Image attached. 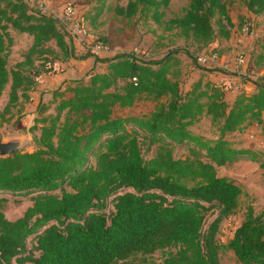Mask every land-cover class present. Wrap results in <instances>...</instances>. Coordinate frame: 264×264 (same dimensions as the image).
I'll return each mask as SVG.
<instances>
[{"label":"trees","instance_id":"1","mask_svg":"<svg viewBox=\"0 0 264 264\" xmlns=\"http://www.w3.org/2000/svg\"><path fill=\"white\" fill-rule=\"evenodd\" d=\"M232 1L188 0L181 15L167 20L169 0H128L113 11L150 18L186 40L209 44L231 36ZM241 1L264 17V0ZM12 31L30 35L32 43L24 61L8 69ZM56 51L64 60L84 58L52 16L24 0H0V96L9 84L3 114L29 98L41 74L30 70L33 57L43 67ZM170 60L95 57L107 64L105 72L52 92L55 112L30 127L39 131L34 150L0 158V264H138L130 258L156 251L162 252L159 264H221L223 248L242 264H264V208L255 213L247 206L233 236L219 243L221 223L236 212L243 191L216 172L241 159L264 169V150L238 149L225 138L248 124H264V77L252 92L228 102L214 83L183 91ZM142 99L156 102L149 115H114L116 107ZM201 117L217 126L215 138L190 129ZM142 145L155 147L150 158ZM174 147L186 148L187 156L175 158ZM7 197L31 204L11 220L2 210Z\"/></svg>","mask_w":264,"mask_h":264},{"label":"rangeland","instance_id":"2","mask_svg":"<svg viewBox=\"0 0 264 264\" xmlns=\"http://www.w3.org/2000/svg\"><path fill=\"white\" fill-rule=\"evenodd\" d=\"M52 1L51 4L44 6L42 4L45 3L44 0H29L28 4L36 12L49 13L58 11L61 3L72 2L76 7L77 16L83 20L82 35H86L79 40L64 29L63 31L75 47L76 55L84 58L64 60L59 51H56V54H51L48 59L61 61L65 69L57 75H48L44 73L40 64L43 60L34 56V64L30 70L43 74L42 84L34 83L30 91L33 92V98H30L29 93L27 101H20L11 108V112L3 114L9 92V84L6 86L0 96V140L18 139L20 142L18 151L34 150V136L38 135L39 131H31L30 127L36 118L55 112L57 99L54 100L52 92L77 82H87L92 73L106 71L107 64L96 62L95 57L108 59L119 54H133L147 61L169 57L170 63H177L173 69L178 70L177 79L183 91L190 89L193 83H200L201 86L206 83L221 85L226 81L230 85L225 90L228 102L234 100L235 94L246 92L255 81L264 77V17L250 12L241 0H233L228 6L234 25L231 36L228 39L218 37L209 44H196L186 40L179 34L178 29L168 30L164 25L152 22L150 18L136 15L128 19L115 14L114 6L125 5L128 0ZM187 4L188 0H169L164 18L167 20L181 15ZM244 23H250L252 29L250 36L241 35L240 29ZM11 34L13 43L8 53V69H14L24 61L32 43L31 36L26 33L12 31ZM240 46L247 55V62L243 67L235 64V54ZM213 53H216V59H212ZM27 68L28 65L22 69L27 71ZM155 106L156 102L142 99L131 107H116L114 115L122 117L149 115ZM263 126L264 124H248L240 131L226 134L225 138L235 148L263 151ZM190 129L205 138H215L218 135L217 126L212 124L208 117H201L190 126ZM154 151L155 147L148 149L146 145H142V153L146 159L150 158ZM187 154L186 148L173 149L175 158H185ZM216 172L231 179L243 191L236 212L221 223L217 236L219 243L225 245L243 220L247 206H251L255 213H260L264 208V169L258 162L241 159L216 167ZM30 204L31 201L28 199L17 200L7 197L2 210L8 219L14 220ZM215 215L216 211L208 215V221ZM161 258L162 252L156 251L147 255L136 254L130 260L138 264H159ZM219 258L221 264H242L228 249L223 248Z\"/></svg>","mask_w":264,"mask_h":264},{"label":"built area","instance_id":"3","mask_svg":"<svg viewBox=\"0 0 264 264\" xmlns=\"http://www.w3.org/2000/svg\"><path fill=\"white\" fill-rule=\"evenodd\" d=\"M24 1L29 3V0H24ZM42 4L43 6L45 5L44 2ZM44 12L41 14L52 16L57 21V23L62 27V29H64L72 37L80 40L81 37L86 35V34L82 35V32H84L83 20L77 16L76 7L72 2L61 3L60 6L58 7V11L56 12H51V11L49 13H44ZM240 32L241 35L243 36H250L252 34L250 23H244L240 29ZM238 41L241 42L240 39ZM216 58H217L216 53H213L212 59H216ZM246 58L247 55L245 53V50L243 49L242 46H240L235 54V64L240 67L245 66L247 62ZM64 69H65L64 63H62L59 60L47 59L43 62V70L45 71L44 73L48 75H57L63 72ZM43 78L44 77L42 73L37 74L34 77V81L35 83L40 84ZM218 86L221 87L224 91L230 87V85H228L226 81ZM250 137L252 138L253 135H250Z\"/></svg>","mask_w":264,"mask_h":264},{"label":"water","instance_id":"4","mask_svg":"<svg viewBox=\"0 0 264 264\" xmlns=\"http://www.w3.org/2000/svg\"><path fill=\"white\" fill-rule=\"evenodd\" d=\"M20 148L18 139L0 140V158L12 157Z\"/></svg>","mask_w":264,"mask_h":264},{"label":"crops","instance_id":"5","mask_svg":"<svg viewBox=\"0 0 264 264\" xmlns=\"http://www.w3.org/2000/svg\"><path fill=\"white\" fill-rule=\"evenodd\" d=\"M45 4H51L53 1L52 0H44ZM37 84V83H36ZM42 84V83H40ZM36 88V87H35ZM40 88H42V85H40ZM254 90V85L250 86L249 90H246V93H250ZM30 93V98H33V92H29ZM238 94V93H237ZM237 94H235L234 96H236ZM235 98V97H234ZM27 108V107H26Z\"/></svg>","mask_w":264,"mask_h":264}]
</instances>
